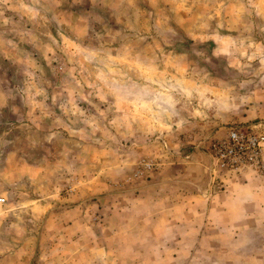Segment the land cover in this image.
<instances>
[{"label": "rangeland", "instance_id": "rangeland-1", "mask_svg": "<svg viewBox=\"0 0 264 264\" xmlns=\"http://www.w3.org/2000/svg\"><path fill=\"white\" fill-rule=\"evenodd\" d=\"M232 126L264 131V0H0V264H264L211 184Z\"/></svg>", "mask_w": 264, "mask_h": 264}, {"label": "built area", "instance_id": "built-area-1", "mask_svg": "<svg viewBox=\"0 0 264 264\" xmlns=\"http://www.w3.org/2000/svg\"><path fill=\"white\" fill-rule=\"evenodd\" d=\"M211 184L221 188L228 179L264 175V131L241 126L227 128L207 145ZM3 200L1 199L0 202Z\"/></svg>", "mask_w": 264, "mask_h": 264}, {"label": "crops", "instance_id": "crops-1", "mask_svg": "<svg viewBox=\"0 0 264 264\" xmlns=\"http://www.w3.org/2000/svg\"><path fill=\"white\" fill-rule=\"evenodd\" d=\"M256 176L258 177L255 178L253 173L247 174L241 177V183L236 182L235 179L228 181L225 189L215 196V201L218 197H224L225 200L236 203L233 209L241 211L243 225H255L254 220L257 216L260 221H264V175ZM214 206L215 209H221L218 207L219 203ZM225 208L226 213L232 211L231 203Z\"/></svg>", "mask_w": 264, "mask_h": 264}]
</instances>
